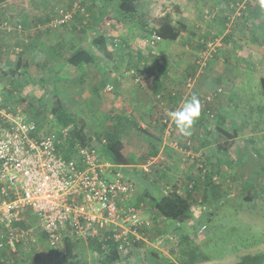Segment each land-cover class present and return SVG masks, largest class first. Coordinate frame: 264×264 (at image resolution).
I'll use <instances>...</instances> for the list:
<instances>
[{
	"label": "crops",
	"instance_id": "obj_1",
	"mask_svg": "<svg viewBox=\"0 0 264 264\" xmlns=\"http://www.w3.org/2000/svg\"><path fill=\"white\" fill-rule=\"evenodd\" d=\"M85 1H89L90 4H87V14L83 16L90 17L91 15L96 17L95 22L92 21L91 24L93 28H99L101 31L104 28L108 29L112 25L116 28V25L120 24L115 31L110 30L109 33H104L115 34L120 38V46L124 51L120 55L121 57H114L111 50L112 64L110 67H107L105 63L101 61L96 65L85 64L82 68L66 64L63 69L60 65L56 64L59 61H57V56L54 57L53 62L49 57L47 60H49L51 65L54 64L53 67L57 69L60 78L67 77L68 80L78 78V81L87 80L86 84H82L79 90L76 91L75 96L71 98L73 105L83 106L91 103L93 99L90 94L92 93L105 96L103 100L99 99L93 101V103L100 108L99 112L103 115V127L101 126V128L103 131L112 128L109 116L115 114L117 123L113 126L116 127V130H119L118 134L123 142L122 153L127 159V164L114 167L122 171L128 178L136 175L137 167H140L143 163H139V155L134 156V152H137V146L140 145L144 139H142V136H139V132L134 129L140 127L144 130L143 134L145 137L150 136L152 139L154 138V141L150 140L152 144L160 141L159 136L155 135L157 133L163 134L161 131L164 129L160 126L159 121V125H156L155 130L152 131L155 134H148L146 129H144V123L140 122L143 120V122H147L146 124L153 126L150 119L161 114L165 107L168 106V108H171L169 103L173 102L174 98L177 97L174 95L176 89H178L175 86L176 82L183 79L181 78L182 76L179 75V71L184 72L186 69H189L187 73L185 72L187 75H190L194 71V75L197 74L193 91L197 93L198 97L201 94L209 93L220 87L228 89V97L221 100L218 104H214V110L216 112L214 118L207 117L205 114L209 110H205V107H201V115L193 126L192 135L190 137H184L180 134L181 144L185 143L187 140H191L192 151H198L203 155L204 152H206L209 155L211 160L210 169L213 172L221 178L227 176L232 180L230 186L233 188L231 189V192L234 193V196H232L233 198L224 201L225 199H222V196H224L223 190H219L223 193L222 196L221 193H213L217 191V189L213 192L210 190L207 192L209 194L208 200L212 208L210 217L214 218V211L220 210L226 203L230 205V209L235 211H237L238 208L244 209V205H257L258 197H264V138H262V135L257 136L256 134L263 130L264 114L262 110V96L261 100H258L255 104V98L252 96L251 92H247L248 90H246V87H248L247 84H249L247 71L251 69L248 63H254V65L257 66V71L260 66L264 67V56L260 57V55L251 53L243 47H240L233 37L229 41H225V38L227 35L231 34L232 36L245 37L251 41L257 42L258 39H252L250 37L251 32L256 33L261 38L264 32V6H262L261 0H251L242 11L240 3L243 0H167V7L165 11L159 14V17L167 14L174 24L180 23L182 25L180 28V38L175 41L161 40L156 44L157 46L155 48L161 55L162 62L160 64L163 67L157 65L155 71L148 67L149 70L146 69L147 77L143 82H135L133 77L126 73V69L130 64L138 65V61L141 60V53L142 55L146 54L141 48L143 36L138 20L129 22L121 14H117L115 18L112 19L115 15L114 4L113 6L107 4V11H105L106 0ZM154 4L155 0H146L139 14L146 16L147 10ZM173 5L176 6L174 7ZM205 7L209 9L208 15L210 16L208 19H204L206 15L203 14L205 13ZM236 10L240 11V16L237 15ZM105 17H108L111 23L104 24L105 22H103V20ZM238 17H240V19H237ZM87 18L88 17H86V20ZM63 32L64 31L60 33ZM211 36L220 38L222 42L218 44L219 47L223 46V53L225 55L220 58H217V56L210 58L206 67L197 72L193 63H191L193 60L191 62L189 61L199 50V43L211 38ZM71 38L70 35L67 39ZM87 38V36L84 37V41H90ZM75 45H77V42ZM131 53L134 54L135 58L131 57ZM186 57H188V60H186ZM148 59H150L149 55ZM254 59L262 60L261 64H258L259 62H256ZM230 60L232 61L229 62ZM243 63L249 66L241 68L239 65ZM115 66H122V69H119V67L114 69ZM159 66L160 69H158ZM164 67L165 71L163 74L161 73V69H164ZM63 70H70L67 71L69 75H65ZM87 70L88 72H86ZM252 70L254 71L255 69L253 68ZM249 73L251 72L249 71ZM256 74L260 75L259 73ZM92 81L95 82L90 86V82ZM258 81L257 77V85ZM108 83L111 84L110 90L105 89V85ZM257 91L260 93V88ZM82 93L85 95L83 96ZM158 94H161L163 99V104L159 106L155 100ZM220 97H218L216 101H219L218 99ZM87 98L91 101L87 100ZM61 99L63 101V97H61ZM158 110L159 113L156 112ZM257 111L259 113H257ZM105 123L107 124L105 125ZM173 125L174 128H176L174 123ZM210 125L212 128H210ZM210 129L215 130L218 134L217 137L208 136L211 135ZM221 129L229 133L235 131V136L227 138V136L220 131ZM160 137L162 139V136ZM228 141H231V143L227 149L220 151L214 147V149L212 148L213 152H209V148L213 145L223 144ZM164 142L162 140V145H164ZM153 147L158 148L156 144ZM154 152V154L152 153L153 155L151 154L150 156H161L159 154H162V149H156ZM180 158L178 157L177 160H180ZM110 170L112 169L110 168ZM185 171L192 172L191 165L188 166ZM154 180L157 183L156 179H153L152 182ZM154 183H152L151 188H148V191H150L149 197H159V193H152L155 187ZM256 186H258V188ZM137 191L135 192L137 193ZM249 191H251V198L245 199V195ZM135 195L133 201L137 204ZM215 195L221 197L219 198ZM242 198L247 204L238 203L235 207V201L240 202ZM140 209V220L143 221V224L145 225L146 222L151 221L150 223L148 222L149 225L146 228L143 226V229L153 233L155 237L159 234L156 235V231L168 230L169 227L171 229L173 225L181 223L180 221H174L161 216H157L155 222V217L158 214L155 210L146 211L144 208ZM195 214L198 218L202 217L206 219L207 216L206 213L203 214L201 212ZM156 240L153 239L150 241L149 237L146 236V239L135 242L120 253V264H140L142 260L145 261V264H151L147 257L156 258L158 261L163 260L165 257H171L165 247L156 248ZM73 242L76 249L74 253L77 258L86 259L89 264H92L95 256L91 254H94L95 248L94 246L90 247L89 244L91 242L88 243V241L86 242L83 240ZM150 249H153L158 256L151 255L148 252Z\"/></svg>",
	"mask_w": 264,
	"mask_h": 264
},
{
	"label": "trees",
	"instance_id": "obj_2",
	"mask_svg": "<svg viewBox=\"0 0 264 264\" xmlns=\"http://www.w3.org/2000/svg\"><path fill=\"white\" fill-rule=\"evenodd\" d=\"M7 0H0V3ZM74 0L71 1V7ZM114 1V16L112 19L115 18L117 14H121L125 19H127L129 22L132 20H138L141 30H142V36H143V45L145 39L150 37L152 32H154L157 36V42L156 44L161 40H169V41H175L178 38H180V28L182 25L180 23H173L170 19L169 15L159 17V14L163 11H165L167 5V0H155V4L150 7L147 10V14L141 15L139 14V11L143 8L144 3H146V0H113ZM251 0H243L240 4L243 6L241 8V11L243 8L247 7L246 5ZM90 4L89 1L80 0V5L83 8V11L77 10L73 13L72 18H77L79 15H81V19L84 17L82 15H86V10L88 9V5ZM239 11V10H238ZM79 12V13H78ZM238 14L241 15L240 11ZM15 17V16H14ZM87 21L85 23L80 24L81 26L74 31V34L72 33L71 39H66L63 41V44L66 46L65 53H61V57L63 59L64 64H68L74 67L82 68L85 64L90 65H96L97 63L103 61L107 67H110L112 62V52L110 49V46L108 43L113 44L114 42L111 40H108L110 30L115 31L120 24L116 25V28L112 25L108 29L104 28L100 31V29H96L92 27V21L95 22V18L93 16H87ZM4 22L7 23V25L11 29H6L3 26ZM103 22L111 23L110 20H108V17H105ZM18 25L22 26V23L19 22L16 17L12 18L10 17H3L0 18V27L7 32V34H16L18 35V38L21 39L24 43L31 42L30 37L28 35H24L23 28L21 31H18ZM78 26V25H77ZM89 27V29L87 28ZM0 28V29H1ZM47 28L49 26L47 25ZM84 28H86L88 31H93L89 34L92 38L88 36V33L84 35L83 31ZM46 29V28H44ZM108 30V31H107ZM34 32H36L34 30ZM114 35V34H110ZM88 37L91 40L90 41H84V37ZM214 36H211L213 38ZM235 40V42L240 46L246 49L247 51L251 53H255L257 55H260V57L264 56V32L261 36L257 35L256 33L251 32V38L252 39H258L256 41H251L245 37L240 36H232L227 35L225 38V41H229L231 38ZM209 38V39H211ZM116 38H113L112 40H115ZM121 42L120 38H118ZM208 39H206L204 42L199 43L200 48L197 52L201 53L206 48V42ZM77 42V45L75 43ZM20 47H15L14 50H10V52H17L19 55L17 56L15 63L13 64L12 60H3L2 54L0 53V109H5L7 111H13L15 109H18L22 111L29 119H32L36 122L38 128L43 129L42 127V118L38 119L39 116L36 118L31 115V111L35 112L33 108L36 110H39V112L42 109L47 110V112L51 115L53 118V121L56 125L55 131H46L45 133L53 134L55 138V142L57 144L56 148L58 152H60L63 157L68 158L69 156H72L74 152L77 150L78 147H88L90 149H93L98 155L99 159L103 162H107L110 164V168L115 171H120L119 169L115 168L114 166H120L127 164V159L122 153L123 148V142L120 139L119 136V130H116V127L111 125L112 128L104 130L101 134L96 133L92 131L91 127L85 123L79 124L77 122V118L75 117L73 111L69 109L62 101L61 96L59 97L56 84L58 82H61L62 79H68L67 77H59L57 73V69L52 67L53 65L50 64L46 53V49L41 46L39 43V40L33 39L30 46L28 48H25V44L19 45ZM145 46V45H144ZM147 48L146 54L142 55L141 53V60L138 61V65H132L130 64L127 69L129 68H137L138 72H146V69L151 68V65L154 66V68L157 67V65H161V55H157L154 52V48L152 49L150 46H145ZM28 49V50H27ZM25 51V52H24ZM153 51V52H152ZM24 52V53H23ZM23 55L30 56L29 63L27 61H23ZM148 55L150 56V59H148ZM199 57V56H198ZM210 57L207 59L206 64ZM4 61V62H3ZM33 62H35V65L38 68L39 74L35 75L32 72L29 71L27 65H31ZM194 65H196V61L194 60ZM203 66L202 68L206 67ZM81 65V66H80ZM162 67V66H161ZM44 68L45 73L47 72V75H44L40 69ZM28 69V70H27ZM160 69V66H159ZM149 70V69H148ZM164 70V69H161ZM195 70L197 68L195 67ZM202 70V69H201ZM61 71V70H60ZM254 76L258 77V85L260 88V93L262 96V110L264 114V67L260 66L256 72H253L252 69L249 70ZM195 71L190 74V76L194 75ZM256 73H259L260 75H257ZM62 76V75H61ZM38 77V78H37ZM36 79L40 81V83H46L49 82L51 85H53V95L54 98L51 103H45L46 100V94L42 93L40 89L38 88ZM17 81H22L19 84L16 83ZM109 84V83H108ZM103 85V84H102ZM100 85V86H102ZM107 85V84H106ZM105 85V89H106ZM22 87L25 90L17 91L15 90V87ZM41 88V87H40ZM46 88V86H44ZM221 88V87H220ZM222 89V88H221ZM110 90V89H109ZM216 90L211 91L216 95ZM23 92L22 96L21 93ZM26 92V94H25ZM34 92V94H33ZM220 93V91H218ZM25 94V95H24ZM20 95V96H18ZM24 95V96H23ZM214 95V96H215ZM28 96H33V100H35L34 103H31L30 106H23V101L28 99ZM159 98H162V95L160 94ZM207 101L208 102H211ZM26 102V101H25ZM25 107H28L29 109H26ZM157 114V113H156ZM155 114V116H156ZM161 115V114H160ZM264 116V115H263ZM161 118V117H159ZM2 121V118H0V122ZM160 121V120H158ZM111 124V123H110ZM101 126L103 127V122H101ZM163 129L166 127V122L162 123L161 125ZM172 127V126H171ZM227 138H232L235 136V131L229 133L225 130H220ZM262 132L264 133V127ZM231 141H228L226 143H221L219 145H216V149L222 151L228 148ZM179 145V143H178ZM168 146V144H167ZM180 146H184L188 148L186 142L183 144H180ZM153 147V146H152ZM169 147V146H168ZM170 148V147H169ZM150 152V151H149ZM156 153V152H154ZM206 152H204L205 154ZM188 155L190 156L188 160L190 159V162L195 163L197 162L201 163L200 166H195L196 169L192 170L195 171L193 174V178L185 181V183L181 180V176L179 175L177 179L170 178L168 174L166 173V169L163 165L164 161L163 157H160L155 163H153L150 166V172L144 173L146 176H152L155 177L157 182H162V188L165 189V192L162 190V194L159 195V197L151 196V206L149 208L143 207L146 211L148 210H155L157 212V216H161L163 218L171 219L174 221H180V224L174 225V230L171 231L173 234L179 233V239L177 240L174 238V236H169L170 239H173L172 241H178L177 242V259L178 263L175 264H264V240L254 242L246 249H235V250H227L228 253H224L218 257H210L208 255H203V249L202 246L198 245L197 243L193 242L192 239L190 240L187 238L188 236L185 235V228L187 226H192L193 230L197 233H202L206 228L207 224L205 221H199V218L196 216L195 213L201 212L203 214H207L206 220L211 219L210 214L211 212V205L209 199V194L207 193L209 190L213 192L215 189L217 191L213 192L216 194L221 193L219 190H223L224 196H222V199H226L225 197L233 198V195H230L232 187L230 186V183H232L231 179L227 176L220 177L215 172H213L210 169L211 166V160L209 158V155L207 157L204 155V158H202V155H198V152L192 151L190 148V151L188 152ZM193 157H200V158H193ZM204 159V160H203ZM147 159L145 160V162ZM144 162V163H145ZM193 163H191V167L193 166ZM142 166V165H141ZM140 166V167H141ZM109 168V169H110ZM142 170V168H141ZM122 172V171H120ZM217 177V179H216ZM228 179V180H227ZM143 183L147 182L145 179L142 180ZM180 182L183 183L184 188L180 189L179 185ZM225 188V189H221ZM199 193V197L198 196ZM251 191H249L245 196V199H250ZM216 197H219L215 195ZM220 196V197H221ZM197 198V199H196ZM228 198V199H230ZM138 209L140 207L136 205ZM204 206V207H203ZM141 212V211H140ZM185 222H188L187 224ZM21 227L26 228L28 223L24 220L19 223ZM205 225V228L202 231H199L201 226ZM235 234L237 232L236 229L232 230ZM164 232V231H163ZM43 236L46 235L43 233ZM176 239V240H174ZM80 241L83 240L82 238H74L69 235L63 236V247H61L62 253L58 254L59 258L53 262L51 260L50 255H46L44 251L42 250H33L31 257L28 259H19L18 257V251L17 248L20 244V242H16V247L14 250H12L9 246L4 245L0 246V264H4L2 261H5L7 263L5 264H89L86 259L77 258L74 251L75 245L73 241ZM47 241V240H46ZM91 242L89 245L94 246V254H91L92 256H95L92 264H120V253L116 246L111 243L108 250H105L102 247V244L97 241L96 238H88L87 240ZM168 242H172L167 239ZM207 241V240H206ZM93 244V245H92ZM134 244V243H133ZM51 248H58L60 245L51 246L48 244ZM131 246V245H130ZM93 248V247H92ZM127 249V248H126ZM9 251L10 255H5L4 251ZM148 252L156 256L157 253L154 252L153 249L148 250ZM52 251L50 252V254ZM10 256V258L8 257ZM158 256V255H157ZM147 257V256H146ZM11 259H14L13 262ZM148 261H150L151 264H162L161 260L158 261V259L153 257H147ZM11 262V263H10Z\"/></svg>",
	"mask_w": 264,
	"mask_h": 264
},
{
	"label": "built area",
	"instance_id": "obj_3",
	"mask_svg": "<svg viewBox=\"0 0 264 264\" xmlns=\"http://www.w3.org/2000/svg\"><path fill=\"white\" fill-rule=\"evenodd\" d=\"M77 10L83 11L80 0H74L72 9L57 23L66 22ZM2 27L11 29L6 22ZM17 27L21 31L22 26ZM156 42L152 32L144 45L153 49ZM218 43L217 37L208 39L196 60L197 72ZM127 74L137 82L147 77L146 72L134 67ZM196 75L187 78L186 87H192ZM106 89H111V84ZM214 95L209 92L202 103ZM0 118V246L14 250L16 242L31 244L36 241L37 230L45 233L51 246L63 244V236L69 235L83 240L96 238L105 250L113 243L119 252L146 239L143 226L149 223L144 225L140 220V210L133 201L134 183L123 172L110 170L111 165L88 147H78L72 156L63 157L56 148V137L38 128L18 109H0ZM162 121L166 122L164 132L169 134L171 122L165 117ZM172 146L177 148V142ZM160 157L150 156L142 164V172L149 173ZM28 214L35 226L27 222ZM23 220L28 223L26 228L19 225ZM204 228L202 225L199 231Z\"/></svg>",
	"mask_w": 264,
	"mask_h": 264
},
{
	"label": "rangeland",
	"instance_id": "obj_4",
	"mask_svg": "<svg viewBox=\"0 0 264 264\" xmlns=\"http://www.w3.org/2000/svg\"><path fill=\"white\" fill-rule=\"evenodd\" d=\"M71 1L72 0H7L6 3H5V1L0 3V18L1 19L3 17H9V18L11 17L12 18V16H13V18L16 17V19L22 23V28H23L22 33H24V35H28V36L33 35L32 37H30L31 42L33 41V39H37V41L39 40V43L41 44V46L46 49L47 56L49 58H51V61L53 62L54 57L57 56L58 57L57 61L58 60L59 61L56 64L60 65V67L63 69L64 65H66V64L63 63L61 53H65V51L67 49L65 44H63V41L66 40L70 35L72 36V33L78 34V33H75L74 31H76V29L81 26L80 24L85 23L87 21L86 20L87 16L82 15L84 18L81 19V17H80L81 15H79L77 18H69L68 17L69 19L66 22H63L60 24L57 23L56 20L61 19L62 16L65 15L66 11L68 12L69 10L72 9ZM107 4H109V6H113L114 1L113 0H106L105 11H107ZM72 6H73V3H72ZM173 6L175 7L176 5H173ZM208 11H209V9L207 7H205V13H203V14L204 15L206 14V15L204 16V19L209 18L210 15H208L209 14ZM236 12H237V15L240 16V14H238L239 11L236 10ZM166 15L167 14H164V16H166ZM237 19H240V17H238ZM47 25L49 26V28H47ZM44 28H46V29H44ZM87 28L89 29V27H87ZM34 30L36 32H34ZM60 30H62L64 32L60 33V32H62ZM84 30H85V31H83V33L85 32L84 35L86 33H88V36L90 33L93 32L90 30L88 31L86 28H84ZM89 37L92 38L91 36H89ZM215 37H217V36H215ZM90 38H87V39L91 40ZM113 38H116V39L112 40ZM217 38H218L219 42L221 43L222 41L220 40V38L219 37H217ZM108 40H111L114 42L113 44L108 43V45L110 46V49L113 52V56L114 57L115 56L121 57L120 55L124 51L122 50V47L120 46V41H119L118 37L115 34L114 35L109 34ZM31 42L29 41L27 43L26 42L24 43L21 39L18 38V35L14 34V33L13 34H7V32L4 31L2 28L0 29V53L2 54V58H3V60H5V62L10 59L13 61V64H14L15 60L19 54L17 52H14V51L10 52V50H14L15 47H20L19 45H21V44H25L26 45L25 48H28L30 46ZM141 46L140 47L143 49V52L145 53L147 51V48L143 45V40H142ZM223 51H224L223 46L219 47V44H217L214 47L213 51L211 52L210 58H214L215 56H217V58L224 57L225 54L223 53ZM154 52H155V54L159 55V52L157 51L156 48L154 49ZM130 55L132 58H135L133 53H131ZM199 55H200V53L196 52L195 56L192 57V59H190L189 62H191L192 60H193V62H194V60L196 61L199 58L198 57ZM23 58H24L23 61H27L28 63L31 60L30 56L26 57L25 55H23ZM187 58L188 57H186V60H188ZM231 61L232 60H230L229 62H231ZM255 61L259 62L258 64H261V62H262V60H257V59ZM161 62H162V60H161ZM193 62H191V63H193ZM248 64L250 65L251 69H253V68L255 69L254 71L253 70L252 71L256 72L257 66H255L254 63H248ZM248 64L243 63L239 66L241 68H244V67L249 66ZM34 65H35V62H33L31 65H27V66H28V69L30 72L37 75L40 72H38V68ZM193 65H194V63H193ZM116 67H119V69H122V66H115L114 69H116ZM195 67H196V65H194V68ZM151 69L153 71H155L157 69V67L154 68V66L151 65ZM40 70L44 75H47V72L45 73L44 68H42ZM187 70H189V69H186L184 72L179 71V75H181L182 76L181 78H183V79L176 82L175 86L178 89H176V93L174 95L177 97L173 96V97H175L173 100L174 103L173 102L169 103V106L171 105V108H168L167 105H166L167 107L164 106L165 108H164V110H162L161 115L158 114L159 110L156 111V112H158L157 113L158 115L156 117H153V119H150L153 126L146 124L147 122L145 123V122H143V120L142 121L140 120L141 121L140 123H144V125H145L144 129H146L148 134H155L152 131L155 130L156 125H159L158 120H160L159 121L160 126L163 123L162 120L164 117L167 118L169 122H171L170 125L172 127L170 126L169 134L164 133L165 129L163 131H161V133H163L162 135L160 133L155 134V135L159 136V138H160V141H158L159 143L158 142L155 143L158 146V148L152 147L155 144H152L150 140L154 141V138L152 139V137H150V136L145 137V135L143 134L144 133L143 129H141L140 127L134 129V130L138 131L140 134L139 136H142V139H144L143 142L137 146V152H134V156L139 155V159H138L139 163L140 164L144 163L145 160L148 159L149 156L156 149L157 150L162 149V154H159V155L163 156L162 161H164V164H166V165H163L167 171L166 173L168 174V176L170 178H174V179H177V177L182 174L181 180L184 183H185V181H187L189 179V177H190V179L193 178V174H195L194 173L195 171H192V172L185 171L188 168V166H190L191 163H193V162H190L191 161L190 159L188 160V158L190 157L188 155V152L190 151L192 143H191V140H187L186 144H187L188 148L186 147V149L184 146H180V144H181L180 143V133H179L177 128H174L173 122L169 118L168 113L170 111L179 110L186 100H189L193 95H195L199 99L201 107H203V108L205 107V110H209L208 112H206L205 115H207V117H209V118H214V116L216 115V112L214 110V104L215 103L218 104L219 102H221V100H224L225 98L228 97V93H227L228 89L227 88H222V89L220 88L221 89L220 93L217 92V94L213 98H211V100H212L211 102L202 103V101H201L202 98L208 93L201 94L198 97L197 93L195 91H193L194 90V84L192 85L191 88L186 87L187 78L190 76L189 74L188 75L186 74ZM67 71H70V70H67ZM67 71L63 70V73L65 75H69ZM164 71H165V67H164V70H161V73L164 74ZM86 72H88V70ZM247 73H248L249 84H247L248 87H246V90H248L247 92L252 93V96L255 98L254 102L256 104L258 102V100L259 101L261 100V94L258 93V91H257L259 89V87L257 85V77L250 74L249 70L247 71ZM192 76H194V75H192ZM86 81L87 80L78 81V78H75L74 80L62 79L61 82H58V84H56V86H57L56 91L58 92V94L61 97H63V103L69 109H71V110L73 109L72 111H73L75 117L77 118V122L79 124L85 123L91 127L92 131L101 134L103 132V130L101 128V122H102L103 115L101 112H99L100 108L97 105H95L93 103V101H96L99 99L103 100L105 98V96L92 93V94H90V96L92 97L93 100L91 101L90 99L87 98V100H90L91 103H88V104L83 105V106H78V105L76 106V105H73L71 102V98L73 96H75L76 91L79 90V88L81 87L82 84L83 85L86 84ZM20 82H22V81H17L16 83L19 84ZM36 82H37V84H39L37 89H40L42 93L46 94L45 103L46 102L48 104L51 103L53 98H54V95H53V90H54L53 88L54 87H53V85H51L49 82L40 83V81H38L37 79H36ZM94 82L95 81L90 82V86ZM75 83H77V84H75ZM44 86H46V88H44ZM14 87H15L16 92L22 91V90L24 92V90H25V87H24V89L22 87H17V86H14ZM0 89H1V86H0ZM23 92L21 93V96H22ZM25 94H26V92H25ZM33 94H34V92H33ZM82 94H83V96L85 95L84 93H82ZM18 96H20V95H18ZM159 96H160V94H158L157 97L155 98L158 106L163 104V99L159 98ZM28 97L29 98L27 100L25 99L23 101L24 102L22 104L23 106H30L31 103L35 102V100H33L34 99L33 96H28ZM218 97H220L218 99L219 101H216V99ZM25 108L29 109L28 107H25ZM30 109H33L35 112H38V113H34L33 111L30 110L31 115L32 116L34 115L33 117L36 118L37 116H39V118L37 117L38 119L42 118V121H43L42 127L44 130L55 131L56 125L53 121V118L47 112V110L42 109L39 112V110L34 109V107L30 108ZM257 113H259V112L257 111ZM159 117H161V118H159ZM104 118H105V115H104ZM109 120L112 123V125L117 123L115 114H113L112 116L110 115ZM106 124L107 123H105V125ZM210 128H212L211 125H210ZM209 131H211V135H208V136L217 137L218 134L215 132V130L210 129ZM256 135L257 136L262 135L263 136L262 138H264L263 132H259ZM160 136H162V139ZM163 138L165 139V142H164ZM148 139H149V141H148ZM162 140L164 142V145H162ZM174 141L177 142V148L172 146V143ZM188 142H189V144H188ZM178 143H179V145H178ZM167 144L171 149L167 146ZM215 146L216 145H213L212 147H210L209 152H213V149ZM194 152H198V151H194ZM206 154L207 153H205L204 155L207 157ZM198 155H201V153L198 152ZM204 155H202V157H204ZM178 157L179 158L181 157L180 160H177ZM193 158H200V157H193ZM197 164H199V163L197 162ZM195 166L197 167L198 165L193 163L192 170L196 169ZM154 178L155 177L144 175V173L141 170V167H137L136 175H133L129 178L134 183L136 191L138 190L137 193L135 192V194H136L135 196H136L137 204L140 208H143V207L149 208L152 205L151 204L152 202H151L150 197H149L150 191H148V188L152 187V183L155 182V180L152 182V180ZM144 179L147 182L143 183L142 180H144ZM216 179H217V177H216ZM162 184H163L162 182H157V183L155 182L154 183L155 187H154L152 193L153 194L159 193V195H161L162 190H163ZM256 187L258 188V186H256ZM179 188L180 189L184 188V185L182 182H180ZM221 189H225V188H221ZM231 193H232V195L234 194L233 192H231ZM197 197H199V193H198ZM225 198L228 200V198H230V197H225ZM226 199L224 201H226ZM238 203L247 204V202L243 198L240 199V202L235 201V203H234L235 207H236V204H238ZM240 208H243V207H240ZM139 210L141 211V209H139ZM211 212H212V209H211ZM140 214H141V212H140ZM26 219L30 225L35 226V220H34L33 216H31V214H28ZM156 219H157V217H155V222H156ZM199 221H202V222L205 221L207 224V228L202 233H197L196 231H194L192 226H187L184 230H185V235L188 236L187 238H189L190 240L192 239L193 242L202 246L203 255H208L210 257H218L224 253H228L227 250L232 251L235 249H246L251 244H253L254 242L264 240V197H260V198L258 197L257 205H254V204H252L251 206L250 205H244V209L238 208L237 211L230 209V205L226 203L223 205L222 208H220V210L214 211V218L206 220V219L200 217ZM158 228H159V226H158ZM174 228L175 227L173 225L171 227V229L169 227L168 230H163L164 232L162 230L156 231V235L159 233L156 237H155V235H153V233L147 232L143 229V231H145V235L149 237L150 241L153 239H155V240L157 239L155 241L156 248L157 247H165L167 252L171 255V257L163 258V260H161V263L163 261L162 264L178 263V259H177V257H178V255H177V250H178L177 249V247H178L177 242L178 241H172L173 239L169 238V236H174V238H176L177 240L179 239V237H180L179 233L173 234L171 232L174 230ZM233 229L237 230V232L235 234L232 231ZM35 238H36L35 242H33L31 244H27V245L26 244L19 245L17 247L19 249V251H18L19 259H22V258L28 259L29 257H31L32 253L34 252L33 250H42L45 252L46 255H50L51 260L53 262H55L59 258L58 254L62 253L63 249H61V247H63V244H60L58 246V248H56V249L51 248L48 245L49 243L46 241L45 236H43L42 232H40L39 230H37ZM167 239L172 241V242H168ZM176 239H174V240H176ZM51 251H52V253L50 254ZM4 254L10 255V252L6 250V251H4ZM141 256H142V253H141ZM8 257L10 258V256H8ZM11 260L13 262L15 261L14 259H11ZM2 262L4 264L7 263L5 261H2ZM140 264H145V261L142 260L140 262Z\"/></svg>",
	"mask_w": 264,
	"mask_h": 264
},
{
	"label": "clouds",
	"instance_id": "obj_5",
	"mask_svg": "<svg viewBox=\"0 0 264 264\" xmlns=\"http://www.w3.org/2000/svg\"><path fill=\"white\" fill-rule=\"evenodd\" d=\"M264 6V0H261ZM201 115V104L199 99L193 95L189 100H186L179 110L170 111L169 118L175 124L179 133L184 137L192 135V129L195 122Z\"/></svg>",
	"mask_w": 264,
	"mask_h": 264
}]
</instances>
